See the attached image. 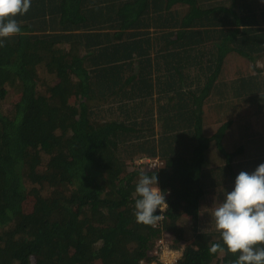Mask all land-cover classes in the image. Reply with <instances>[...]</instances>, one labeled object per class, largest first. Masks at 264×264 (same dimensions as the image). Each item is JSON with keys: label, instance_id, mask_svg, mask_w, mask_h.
Here are the masks:
<instances>
[{"label": "trees", "instance_id": "trees-1", "mask_svg": "<svg viewBox=\"0 0 264 264\" xmlns=\"http://www.w3.org/2000/svg\"><path fill=\"white\" fill-rule=\"evenodd\" d=\"M15 19L0 47V264H163V231L173 264H234L209 253L222 240L202 221L264 163L249 131L264 117V0H31ZM231 58L251 72L222 80ZM142 171L168 203L157 228L133 215Z\"/></svg>", "mask_w": 264, "mask_h": 264}, {"label": "clouds", "instance_id": "clouds-1", "mask_svg": "<svg viewBox=\"0 0 264 264\" xmlns=\"http://www.w3.org/2000/svg\"><path fill=\"white\" fill-rule=\"evenodd\" d=\"M31 0H0V47L4 41L21 32L15 17L26 14ZM135 221L154 225L168 208L165 194L158 187V176L141 172L133 193ZM211 222L219 232L222 243H211L212 255L239 254L234 264H264V163L251 173L241 171L234 187L211 213Z\"/></svg>", "mask_w": 264, "mask_h": 264}, {"label": "built area", "instance_id": "built-area-1", "mask_svg": "<svg viewBox=\"0 0 264 264\" xmlns=\"http://www.w3.org/2000/svg\"><path fill=\"white\" fill-rule=\"evenodd\" d=\"M135 163L137 164H144L147 163L150 167L158 168L160 165H162V161L158 158L151 159L148 157H141L137 158L135 160ZM166 200V199H165ZM167 203V201H166ZM168 204V203H167ZM167 209V208H166ZM165 209V211H166ZM158 215H162V218L155 223L154 227H159L160 223L162 222V219L164 218V212L161 213L158 209ZM169 236L168 233H162L161 236H159L158 240L155 242V246L153 249V254L158 257V261H161L163 264H173L175 263L179 257L182 255V249L174 248L170 242L168 241L167 237ZM150 264H156V262L150 263Z\"/></svg>", "mask_w": 264, "mask_h": 264}, {"label": "rangeland", "instance_id": "rangeland-1", "mask_svg": "<svg viewBox=\"0 0 264 264\" xmlns=\"http://www.w3.org/2000/svg\"><path fill=\"white\" fill-rule=\"evenodd\" d=\"M232 57V56H231ZM244 63H236L234 60H232V58L230 60L227 61L225 68H224V72L221 76L222 80L225 81H230L232 78H236L237 76H241L242 74H245L246 72H251L249 69V63H247L246 61L243 60ZM248 64V66H247ZM252 71L254 72V70L252 69ZM215 99H211L208 100L206 102L205 107V112L207 113V115H210V113L212 112V104H210L211 102L209 101H214ZM215 128V127H213ZM210 130V128H208ZM249 131L257 136L263 135L264 136V117H260V116H255L253 117V121L251 123V126L249 128ZM210 207H208L209 209ZM202 222H206L207 225H210V227L212 226V222H211V215L209 214V216L205 217L203 219Z\"/></svg>", "mask_w": 264, "mask_h": 264}]
</instances>
